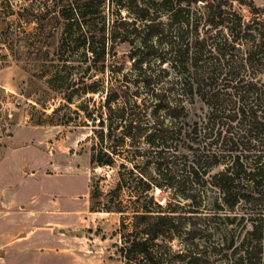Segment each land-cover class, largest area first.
I'll return each instance as SVG.
<instances>
[{
  "label": "trees",
  "instance_id": "16d2710c",
  "mask_svg": "<svg viewBox=\"0 0 264 264\" xmlns=\"http://www.w3.org/2000/svg\"><path fill=\"white\" fill-rule=\"evenodd\" d=\"M231 2L43 0L40 5L39 24L63 22L60 47L69 41L86 48L73 64L84 68L72 78L51 121L71 120L73 94L100 93L98 101L89 95L77 108L92 121L90 165L115 169L116 182L103 192L99 182L105 174L93 178L90 210L130 218L131 230L118 248L123 264H176L186 257L187 264H196L201 258L191 248L202 231L201 217L182 214L171 198L159 201L155 188L204 192L210 185L221 192L215 204L220 209L264 201V8L254 6L253 17L245 20L225 6ZM125 41L133 67L112 78L114 67L125 63L116 49ZM57 55L65 60L69 53ZM106 67L109 77H94ZM250 219V247L262 251L264 214ZM175 236L186 243L178 251L170 244Z\"/></svg>",
  "mask_w": 264,
  "mask_h": 264
},
{
  "label": "rangeland",
  "instance_id": "374dc122",
  "mask_svg": "<svg viewBox=\"0 0 264 264\" xmlns=\"http://www.w3.org/2000/svg\"><path fill=\"white\" fill-rule=\"evenodd\" d=\"M42 1L0 0V264L19 263L7 262L3 244L33 225V211L19 207L18 200L10 211L16 192L5 191L19 181L28 190L22 195L23 202H36L44 213L38 231L56 242L51 248V264H123L118 248L123 234L131 230L130 218L119 212L90 210L93 178L105 174L99 182L103 192L116 182L115 169L90 165L92 121L77 108L89 95L98 101L100 93L73 94L71 120L52 123L54 109L65 102L64 92L72 78L84 68L73 64L83 58L86 48L69 41L59 46L63 22L56 19L39 24L36 15ZM225 6L248 20L254 6L264 8V0H232ZM121 14L126 15V10ZM130 48L127 41L117 44V53L125 63L120 69L114 67L112 78L132 69V60L126 56ZM61 50L69 53L65 60L57 55ZM103 76L109 77V67L94 77ZM220 168L222 165L212 172ZM149 172L153 174L152 165ZM152 193L159 201L171 198L179 203L182 208L178 210L186 216L197 213L201 217L202 231L191 247L202 253L196 264H264V238L262 251L251 249L254 241L248 233L250 217L260 211L264 214V201L220 209L215 204L221 192L210 185L204 192L155 188ZM120 196L124 202L128 200L127 192ZM186 216L183 224L188 226ZM49 218L56 221L53 230L48 228L53 225ZM182 238L171 240L174 251L186 246ZM188 258L176 260V264H187Z\"/></svg>",
  "mask_w": 264,
  "mask_h": 264
},
{
  "label": "crops",
  "instance_id": "0c3cea01",
  "mask_svg": "<svg viewBox=\"0 0 264 264\" xmlns=\"http://www.w3.org/2000/svg\"><path fill=\"white\" fill-rule=\"evenodd\" d=\"M5 192H16L14 198L10 200L9 207L10 211L14 209L12 205H16L18 200V206H23V209L33 211V225L29 227L30 231H26L21 235L16 236L15 238H10L5 241L3 244L5 259L10 260L11 262H19L18 264H51L53 255L51 248L56 244L53 242L52 238H44L43 233L39 232L38 229L41 227V223L44 222V213L41 208L38 207V204L32 201L29 204H26L22 200V195L28 190L20 184H17L13 188H9ZM76 193V192H75ZM53 225H49L48 228L53 230L54 225L56 224L53 219L47 220ZM8 264V263H7Z\"/></svg>",
  "mask_w": 264,
  "mask_h": 264
}]
</instances>
